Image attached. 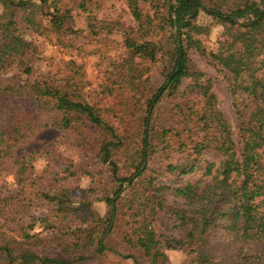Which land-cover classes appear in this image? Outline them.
I'll list each match as a JSON object with an SVG mask.
<instances>
[{
  "label": "trees",
  "instance_id": "1",
  "mask_svg": "<svg viewBox=\"0 0 264 264\" xmlns=\"http://www.w3.org/2000/svg\"><path fill=\"white\" fill-rule=\"evenodd\" d=\"M124 3L133 25L118 18L97 20L100 5L95 0H0V73L13 68L24 75L26 80L12 89L14 96L27 97L38 113H56L50 121L39 113L41 126L71 131L75 146L93 157L88 168H98L91 174L69 161L62 176L41 191L0 193V264H100L106 252L138 264L139 258H154L162 250L184 252L186 264H264V0ZM72 10L83 13L88 34L122 37L121 43L110 41L115 51L121 50L109 65L125 72L117 88L125 97L111 108L86 102L69 75L35 73L32 42L23 31L54 34L60 46L73 44L82 31L72 26ZM202 16L210 22H201ZM212 25L222 28L215 52L203 47L201 38ZM101 40L106 45L107 39ZM191 50L221 66L237 137L211 92V81H199L203 74L192 65ZM225 52L231 54L227 63ZM157 60L165 71L160 84L150 71ZM164 93L187 98L172 105L173 125L167 128L151 123ZM192 93L196 103L190 101ZM23 128L0 121V171L14 149L34 136ZM127 139L133 144L121 155ZM172 144L186 156L165 170L177 176L201 171L194 183L172 187L144 176L151 158ZM208 152L215 153L217 161L204 160ZM79 171L99 176L86 191L87 198H78L68 185ZM109 183L112 192L107 187L111 194L104 195L101 189ZM125 184V194L112 201ZM96 192L110 206L108 219L91 206L90 195ZM169 197L184 206L176 208ZM37 202L44 213L35 212ZM162 215L175 223L180 235L157 234L154 224ZM39 223L48 224L47 235L34 231ZM107 231L115 243L101 240ZM49 245L52 252H44Z\"/></svg>",
  "mask_w": 264,
  "mask_h": 264
},
{
  "label": "rangeland",
  "instance_id": "2",
  "mask_svg": "<svg viewBox=\"0 0 264 264\" xmlns=\"http://www.w3.org/2000/svg\"><path fill=\"white\" fill-rule=\"evenodd\" d=\"M100 5L96 12V19H116L127 25H133L131 15L124 3V0H95ZM261 5V4H258ZM72 26L78 31H82L76 41L66 43L67 46H60L56 41L54 34L48 36L34 35L30 32L23 31L24 37L32 42L33 50L31 57L35 59L38 73H51L58 76H67L75 79L79 87H81V96L88 103L97 104L99 109L111 108L118 101L125 97L123 91H118V86H121L125 72L114 70L109 63L113 55L121 49L114 50L110 41L121 43L122 37L120 34L105 32L95 35L87 33L86 20L83 13L72 10ZM201 22H210L209 17L202 16ZM244 21V19L239 22ZM48 26L46 23H44ZM222 28L219 25H212L208 35L202 36V46L208 51L215 52L217 42L220 39ZM103 34V35H102ZM106 34V35H104ZM106 38L105 41L101 38ZM91 41H89V40ZM67 39H64V41ZM189 56L192 65L203 76L199 79L204 82L206 79L211 81V92L215 95L219 109L226 115L233 129L235 137H237V119L233 110L229 93L227 91V82L220 73L221 66L212 64L208 59L199 55L196 51H189ZM231 58L229 52H225L223 62L227 63ZM73 61L74 64H70ZM162 61H158L151 66L152 78L157 83H162L163 74L165 71L162 67ZM30 79H33L31 77ZM26 80L24 75L18 73L16 69L9 68L0 73V121H13L24 130H31L34 136L30 137L20 147L15 148L12 152V157L5 164L1 165L0 171V193L7 195L22 189L24 192L31 193L45 189L54 178H60L64 167L73 161L79 168L89 169L93 161L92 156H84L83 148L75 146V136L71 131H58L51 127L41 126V117L44 116L46 121H50L56 113L43 111L39 113L34 109L32 102L27 97L14 96L12 89L17 88L20 83ZM188 80L183 81L181 89L187 86ZM16 95V94H15ZM190 101L194 103L198 101L195 94H190ZM187 98H180L179 94L168 96L164 93L160 101L155 105L151 123L165 128L173 125L171 117L172 105L175 103H186ZM40 124V126H39ZM43 125V124H42ZM130 128L134 130V125L130 124ZM23 130V131H24ZM92 137V136H91ZM90 140V134H88ZM91 145L95 147V138L91 140ZM133 142L127 139L121 155L128 153ZM175 144L167 148H161L151 158L148 170L144 173L145 177H152L157 183H164L172 187L183 186L187 183H194L200 177L201 171L195 173L177 176L169 173L165 169L168 164L180 163L185 159L186 153L178 152ZM24 157V160L19 164H14V160ZM204 160L217 161L218 156L215 153L208 152L203 156ZM141 167L140 170H142ZM91 174L98 168L91 166ZM79 177L70 181L68 185L75 191L78 198H87L86 192L90 188H94V183L99 177L98 175L91 178L82 174L79 171ZM135 179V177H133ZM112 185L109 183L102 188L104 195H109L111 192L107 190ZM128 184L123 186L122 191L113 196L112 201L125 194ZM32 196V195H31ZM91 206L93 210L103 219H108L110 206L103 200L99 192L90 195ZM167 201L173 204L176 208L184 206V202L176 201L169 197ZM35 212L44 213L45 208L37 202ZM48 224L36 225L35 232L41 231L40 235L45 236L48 233ZM157 234L178 236L181 230L178 229L175 223L165 215L158 218L154 224ZM44 228V229H43ZM43 229V230H42ZM107 244L115 243V238L109 236L108 231L104 233L101 240ZM53 246L49 245L43 250L44 252H52ZM187 256L181 251L162 250L154 258H139L138 264H186ZM100 264H135L131 258L120 256L114 252H106L102 263Z\"/></svg>",
  "mask_w": 264,
  "mask_h": 264
}]
</instances>
